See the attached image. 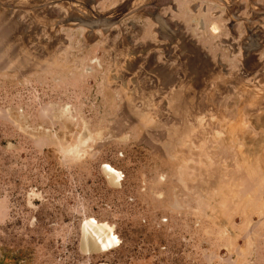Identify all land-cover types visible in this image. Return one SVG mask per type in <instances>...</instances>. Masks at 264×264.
I'll return each instance as SVG.
<instances>
[{
    "label": "rangeland",
    "instance_id": "obj_1",
    "mask_svg": "<svg viewBox=\"0 0 264 264\" xmlns=\"http://www.w3.org/2000/svg\"><path fill=\"white\" fill-rule=\"evenodd\" d=\"M174 1L171 39L151 0H0V264H264V0Z\"/></svg>",
    "mask_w": 264,
    "mask_h": 264
},
{
    "label": "flooded vegetation",
    "instance_id": "obj_2",
    "mask_svg": "<svg viewBox=\"0 0 264 264\" xmlns=\"http://www.w3.org/2000/svg\"><path fill=\"white\" fill-rule=\"evenodd\" d=\"M70 1H77V3L76 2H70L71 5H69V6L62 5V6H60V8H56V10L60 11L61 15H64V17L67 15V17H69L71 20H75V16H73L74 14H72L73 11H77V10L88 11V12H91L92 10L98 11L99 10V8H98L99 2L101 0H70ZM134 1L135 0H123L124 3L122 5L117 6L116 9L113 10L116 13V15H115V13L113 15L110 13H103V14L97 13V14L89 15L90 17L89 16L87 17V15H85V16L81 15V17H76L78 19L77 25H81L83 27H89L85 23L80 21L83 18V19H89L90 21H93L94 24L91 25L92 28L93 27L94 28H96V27L102 28V25H104V24H106L105 26L111 25L110 27H113L114 25H116L117 21H119L123 15H125L128 11L132 10V6H133ZM151 1H152V3H149V6L152 7V10L150 12L145 10V11H143V13L145 15H147L148 17H150L151 20H153L157 23V26H158L157 33L159 34V36L171 38L172 36L175 35L174 32L178 28L177 26H179V21L176 19V16H175V18H173L172 14H171V13H174L175 11L179 12L178 7L175 5V1L174 0H168V1H166V4L165 3L160 4V0H151ZM147 2H148V0H144L143 6H145V7L148 6ZM165 6H169L172 11L167 15H162L161 10ZM142 7H140L139 11L140 10L142 11V9H143ZM198 8H199V6L195 5V3H194L189 7V11L191 13H196L199 10ZM47 11H48V9H47ZM110 18H112V19H110ZM109 20H112V21H110V23H107ZM216 25L221 26V27L223 26L221 22L220 23L218 22L217 24H215V27L212 28V30H214L215 32L217 31ZM241 64H244V61H242ZM163 74H162L163 80L165 82H168L170 79L169 75H167L165 73H163Z\"/></svg>",
    "mask_w": 264,
    "mask_h": 264
},
{
    "label": "bare ground",
    "instance_id": "obj_3",
    "mask_svg": "<svg viewBox=\"0 0 264 264\" xmlns=\"http://www.w3.org/2000/svg\"><path fill=\"white\" fill-rule=\"evenodd\" d=\"M76 21H78V19ZM80 21H82L87 26H89V28H91V25L94 24L93 21H90L89 19H83L82 18ZM5 22L6 21H4V20L0 21V37H1V35H2V37H5V35L9 32V27ZM70 24H73V23H70ZM67 29H70V27ZM2 37H1L0 41L3 43ZM0 56H2V54ZM88 134H86V136H88ZM84 139H88V138H86V137L84 138V136H83V141H84ZM103 168H104V171H105L106 175L108 176L109 180L113 184L119 185L120 180L122 178L121 171H119L118 169H116L115 167H113L112 165L107 164V163L103 166ZM118 241L119 240L113 231V227L111 225H109L108 223L98 222L94 218H90L89 220H87L85 222L84 227H83V233H82V245L87 252L97 253V252L109 250V249L115 247L118 244Z\"/></svg>",
    "mask_w": 264,
    "mask_h": 264
},
{
    "label": "crops",
    "instance_id": "obj_4",
    "mask_svg": "<svg viewBox=\"0 0 264 264\" xmlns=\"http://www.w3.org/2000/svg\"><path fill=\"white\" fill-rule=\"evenodd\" d=\"M174 13H175V15H177L178 17H181V15H183L182 13H184V11H179V12H178V11H175ZM220 22H221V23H224V22H222V21H220ZM200 26H201V25H200ZM210 27H211V28L215 27V24H211Z\"/></svg>",
    "mask_w": 264,
    "mask_h": 264
}]
</instances>
